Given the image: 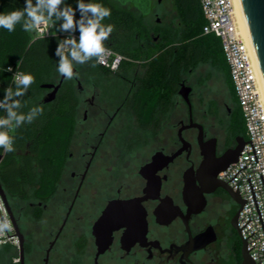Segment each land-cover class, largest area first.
I'll return each mask as SVG.
<instances>
[{"label":"flooded vegetation","instance_id":"1","mask_svg":"<svg viewBox=\"0 0 264 264\" xmlns=\"http://www.w3.org/2000/svg\"><path fill=\"white\" fill-rule=\"evenodd\" d=\"M195 70L181 74L177 92L149 119L136 111L141 69L110 70L104 84L76 78L72 153L56 192L27 206L11 203L25 235V264H218L220 254L241 264V196L240 203L217 188L203 211L189 213L183 195L186 172L199 177L201 143L214 148L215 171L234 156L240 137L215 69ZM183 84L191 87V105ZM192 121L202 126V141ZM81 126L86 139L76 154ZM201 234L213 240L193 249L191 239Z\"/></svg>","mask_w":264,"mask_h":264},{"label":"trees","instance_id":"2","mask_svg":"<svg viewBox=\"0 0 264 264\" xmlns=\"http://www.w3.org/2000/svg\"><path fill=\"white\" fill-rule=\"evenodd\" d=\"M85 2L100 3L111 9V16L103 23L113 25L114 31L105 44L129 58L122 62L119 69L128 71L141 67V74L137 76L139 86L134 95L138 104L136 111L141 117L149 119L158 106H167L168 98L177 92L183 72L209 62L224 73L235 104L230 120L231 130L234 136L246 138L244 118L221 40L215 34L203 33L206 20L199 0H174L175 16L179 21L175 23L171 19L169 23L155 25L147 22L145 9L127 5L125 0ZM66 3L73 8L76 6V0H66ZM24 4L25 0H0V13L23 9ZM154 34L159 35L157 44H154ZM76 35H79L78 32ZM62 36L56 27L54 33L48 36L32 35L23 31L21 25H17L11 33L0 28V99H3L6 87L11 85L15 90L13 74L16 71L30 73L35 82L21 98L24 106L19 111L26 114L32 107L43 108V114L31 124L25 123L10 132L14 137V152L5 153L0 149V181L10 199L27 200L32 196L44 200L52 196L72 153L76 112L80 103L77 79L63 78L53 99H48L53 88L43 86L57 85L62 79L56 70L58 58L54 55ZM91 63L75 65L74 71L80 74L81 81L85 84L93 81L106 83L110 69L100 64L92 67ZM9 65L13 68L11 73L6 71ZM3 115L5 113L0 110V116ZM13 248L17 249L12 244L1 245L0 259ZM15 257L12 264H20V261H14Z\"/></svg>","mask_w":264,"mask_h":264},{"label":"built area","instance_id":"3","mask_svg":"<svg viewBox=\"0 0 264 264\" xmlns=\"http://www.w3.org/2000/svg\"><path fill=\"white\" fill-rule=\"evenodd\" d=\"M199 1L206 20L203 33L215 34L221 40L246 127V143L238 159L221 170L218 177L240 194V237L256 264H264V96L259 69L240 29L233 0ZM52 33L54 27L50 26L43 35L37 32L34 35L48 36ZM106 47L111 50V55L107 58V64L101 66L115 71L123 61L129 59ZM5 215L11 223V231L0 235V246L12 244L19 249V238L0 194V219ZM14 261L19 262V256Z\"/></svg>","mask_w":264,"mask_h":264},{"label":"clouds","instance_id":"4","mask_svg":"<svg viewBox=\"0 0 264 264\" xmlns=\"http://www.w3.org/2000/svg\"><path fill=\"white\" fill-rule=\"evenodd\" d=\"M110 16L111 9L85 0H76L75 8L67 4L66 0H25L23 9L0 13V28L11 33L17 25H21L25 32L43 35L50 26L56 27L63 34L54 50L58 58L56 70L65 80H73L80 75L74 71L75 65L92 62L91 66L96 67L97 64H107L111 50L105 42L114 27L111 24L105 25L103 21ZM6 71L13 72L12 66L9 65ZM34 82L32 74L16 71L13 74L15 90L11 85L4 89L3 99H0V110L5 113L0 116V149L5 153L15 151L14 137L10 132L25 123L31 124L43 114L40 106L32 107L26 114L19 111L24 106L21 98ZM5 231H11V223L6 215L0 219V235Z\"/></svg>","mask_w":264,"mask_h":264},{"label":"water","instance_id":"5","mask_svg":"<svg viewBox=\"0 0 264 264\" xmlns=\"http://www.w3.org/2000/svg\"><path fill=\"white\" fill-rule=\"evenodd\" d=\"M128 2H133L138 8L142 10L145 9L146 13L150 12V0H128L126 3ZM239 2L264 83V0H239ZM62 80L63 77L60 83L57 85H43L44 87L53 88V92L50 94L48 99L54 98L55 93L60 87ZM190 91L191 87L186 86L185 84H183V88L180 90V93L189 105H191L189 96ZM188 126H198L201 129L199 139L200 141H202V126L193 121ZM245 143L246 140L243 136L238 137V145L235 149L234 156L230 160L223 163L215 171H211L210 169V164L214 159V148H210L208 144L201 143V151L204 156V160L198 170L199 177H195L193 172H190V170L185 174L183 195L185 203L188 205L189 213H200L201 211H203L206 206V194L215 191L217 188H223L241 203L240 194L237 191L233 190L228 183L220 180L217 176L221 170L225 169L229 164L235 162L238 159V156L240 155V152L242 151ZM1 158L2 155H0V160ZM169 159H173V156H171ZM196 178L199 180L200 185L197 184ZM0 194L3 197L5 205L13 221L16 234L19 238L20 264H25V235L13 213L10 198L1 181ZM207 235H209V233ZM212 240L213 237L207 238L206 234H201L199 236H196L195 238H192L190 244L192 245L193 249H200ZM241 253V264H256V262L251 258L245 242H243Z\"/></svg>","mask_w":264,"mask_h":264},{"label":"rangeland","instance_id":"6","mask_svg":"<svg viewBox=\"0 0 264 264\" xmlns=\"http://www.w3.org/2000/svg\"><path fill=\"white\" fill-rule=\"evenodd\" d=\"M125 1H128V0H125ZM151 4L152 5H151L150 12L146 16V19H147L148 23L153 24V25H155L156 23L166 24V23H169L171 21V19H174L175 23H177L179 21L178 17L175 16L177 11H176V7H175V4H174V0H161V2H159L158 0H152ZM127 5H131V4L128 3ZM237 20H238V18H237ZM238 23H239V20H238ZM239 26H240V23H239ZM240 29L242 31L241 26H240ZM30 33L32 35H34V32H30ZM242 33H243V31H242ZM153 39H154V44H157L159 42V35L154 34L153 35ZM223 54H224V57H225L224 51H223ZM225 59H226V57H225ZM226 62H227V60H226ZM213 65H211L209 62L201 63L195 68L196 69L195 71H202L204 73L205 72L206 73L207 72L210 73V71H212V69H215L216 76L218 77V79L221 81V84H222V93H223V96L225 98V101L228 103V105H232L233 109H234L235 104L233 105L232 102H231L232 101V97H231V94H230V89H229L228 84H227L226 79H225V75L221 71L217 70L218 68H215ZM227 67H228V72L230 74L231 82H232L233 87H234V83H233V80H232V77H231V73H230V68H229L228 62H227ZM135 69H141V67L136 66ZM189 69L190 68H188V70ZM186 72H188V71H186ZM88 88L89 87H86L85 93L88 92V90H89ZM234 91H235V87H234ZM237 101H238V98H237ZM238 104H239V101H238ZM240 108H241V106H240ZM241 111H242V108H241ZM242 115H243V112H242ZM81 118L82 117H80V119ZM81 128H83V127L82 126L80 128L78 127V131H77V133H76V135L74 137V145H73L74 148H73V150H74V152L76 154L79 152V150L81 148L80 147V142H83L86 139V137H85V135L83 133H79ZM16 200L17 199H15V198L10 199L11 202L16 201ZM34 201H35V199L31 196L27 200H20V203L22 205H24V206H27V203L34 202ZM26 213H27V210H26ZM21 219H22V224H23L24 218L22 217ZM21 229L23 231V227L22 226H21ZM14 256H17V257L19 256V249L18 248L17 249L13 248V249H11V251L9 253H6L0 259V264H12V260H13ZM218 264H232V256L230 258L228 257V260H227L224 257V254H220V256L218 258Z\"/></svg>","mask_w":264,"mask_h":264},{"label":"bare ground","instance_id":"7","mask_svg":"<svg viewBox=\"0 0 264 264\" xmlns=\"http://www.w3.org/2000/svg\"><path fill=\"white\" fill-rule=\"evenodd\" d=\"M233 4H234L235 15L238 18L240 26L242 28V31H243L246 39H247L249 48H250L251 53H252L253 60H254V62L256 64V66L259 69V66H258V63H257V60H256V56H255V53H254V49H253V46H252V43H251V39H250V36H249V33H248V29H247V26H246V23H245V19H244V16H243V12H242V9H241V6H240V2H239V0H233ZM258 71H259V75H260L262 93H263V96H264V83H263V80H262V76H261L260 70H258Z\"/></svg>","mask_w":264,"mask_h":264}]
</instances>
